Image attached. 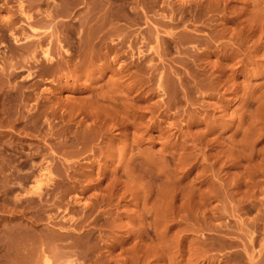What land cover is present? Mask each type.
<instances>
[{
	"label": "rangeland",
	"instance_id": "rangeland-1",
	"mask_svg": "<svg viewBox=\"0 0 264 264\" xmlns=\"http://www.w3.org/2000/svg\"><path fill=\"white\" fill-rule=\"evenodd\" d=\"M0 264H264V0H0Z\"/></svg>",
	"mask_w": 264,
	"mask_h": 264
},
{
	"label": "bare ground",
	"instance_id": "bare-ground-1",
	"mask_svg": "<svg viewBox=\"0 0 264 264\" xmlns=\"http://www.w3.org/2000/svg\"><path fill=\"white\" fill-rule=\"evenodd\" d=\"M95 34H96V33H95ZM95 34H94V35H95ZM91 36H92V35H91ZM91 36H90V38L92 39ZM97 37H98V34H97ZM100 37L102 38V36H100ZM88 38H89V37H88ZM88 38H87V39H88ZM93 38H94V36H93ZM101 38H98V40H102ZM94 40H95V38H94ZM98 40H95V43H97V45H98V43H99ZM42 41H43V40H42ZM42 41H40V42H42ZM37 42H38V41H37ZM40 42H39V43H40ZM88 42H89V44H88V43H86V44L90 45V41H88ZM39 43H38V44H39ZM91 43H93V42L91 41ZM100 43H102V41H101ZM100 43H99V44H100ZM92 45H93V44H92ZM92 45H90V46H92ZM39 46H40V45H39ZM94 46H95V44H94L92 47H94ZM88 47H89V46H88ZM92 47H91V48H92ZM89 48H90V47H89ZM92 49H93V48H92ZM44 55H46V57H47V56H48V53L45 52ZM30 57H31V56H30ZM22 60H23V59H22ZM25 60H26V59H25ZM27 61H28V60H27ZM18 63H19V62H18ZM21 63H22V62H21ZM15 64H17V63L15 62ZM141 71H142V74L145 76V74H147V67L143 66L142 69H141ZM117 73H118V72H117ZM28 76H30V75H28ZM122 77H123V76H122ZM144 78H145V77H144ZM51 81H52V80H51ZM117 81H118V80H117ZM144 82H145V81H144ZM118 84H119V83H118ZM118 84H117V85H118ZM117 85H116V86H117ZM126 85H127V84H126ZM132 85H133V84H132ZM161 85H162V82H161V84H160V82H159L158 86H160V88H161ZM118 86H119V85H118ZM127 87L130 89L129 86H127ZM131 87H132V86H131ZM162 87H163V86H162ZM131 89H132V88H131ZM113 96H114V95H113ZM115 98L117 99L118 96L115 95L112 99L114 100ZM146 109H147V108H146ZM141 117H142V116H141ZM141 117H140V118H141ZM39 175L41 176L42 174L40 173ZM39 180H40V179H38L37 182H38ZM38 183H39V182H38ZM38 183H37V184H38ZM35 188H36V187H35ZM160 209H161V208H160ZM162 209H163V208H162Z\"/></svg>",
	"mask_w": 264,
	"mask_h": 264
}]
</instances>
